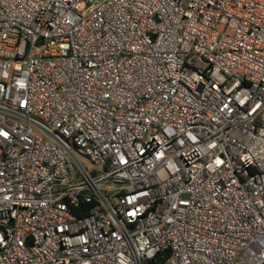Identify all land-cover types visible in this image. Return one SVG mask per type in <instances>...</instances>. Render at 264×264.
Returning <instances> with one entry per match:
<instances>
[{
  "label": "built area",
  "instance_id": "obj_1",
  "mask_svg": "<svg viewBox=\"0 0 264 264\" xmlns=\"http://www.w3.org/2000/svg\"><path fill=\"white\" fill-rule=\"evenodd\" d=\"M264 264V0H0V264Z\"/></svg>",
  "mask_w": 264,
  "mask_h": 264
},
{
  "label": "trees",
  "instance_id": "obj_2",
  "mask_svg": "<svg viewBox=\"0 0 264 264\" xmlns=\"http://www.w3.org/2000/svg\"><path fill=\"white\" fill-rule=\"evenodd\" d=\"M153 264H159V262L153 263Z\"/></svg>",
  "mask_w": 264,
  "mask_h": 264
}]
</instances>
